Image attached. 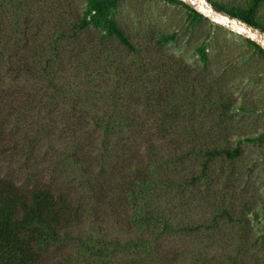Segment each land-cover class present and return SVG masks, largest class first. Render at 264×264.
Instances as JSON below:
<instances>
[{
  "label": "rangeland",
  "instance_id": "rangeland-1",
  "mask_svg": "<svg viewBox=\"0 0 264 264\" xmlns=\"http://www.w3.org/2000/svg\"><path fill=\"white\" fill-rule=\"evenodd\" d=\"M195 1L214 12L205 1ZM31 2L37 3V19L42 20L38 23L43 36L36 42L44 46L49 35L72 34L87 7L86 0ZM202 15L208 21L193 26L183 5L122 0L116 20L138 53L114 38H103L92 27L75 42L66 43L58 82L63 92L48 99L53 92L49 87L39 99H48L41 123L58 135L41 141L31 165L45 180L71 184L79 193L94 187L99 200L91 205L93 211L78 233L124 244L152 238L132 220L146 203L133 200L129 189L137 187L138 174L149 163L148 148L154 145L161 151L153 157L158 167L153 178L162 184L147 205L165 212L178 228L201 227L162 241L159 259L167 255L177 264H264V141L249 140L264 133V59L247 37ZM174 32L179 44L158 48L159 35ZM202 44L208 45L206 68L196 51ZM216 88L226 95L224 103L235 102L233 110L211 102L214 93L209 90ZM110 116L128 118L129 124L105 140L96 118ZM191 126L202 134L194 138L181 134ZM160 128L172 135L162 139L157 135ZM107 141L110 150L104 156ZM188 145L240 148L241 154L234 159L215 158L208 179L191 185V177L200 176L207 158L195 154L180 163L177 159ZM74 151H78V164L66 160ZM0 162L4 175L25 177L19 150L12 148ZM225 211L232 217L224 216ZM135 258L131 251L119 252L105 264H132Z\"/></svg>",
  "mask_w": 264,
  "mask_h": 264
},
{
  "label": "trees",
  "instance_id": "trees-1",
  "mask_svg": "<svg viewBox=\"0 0 264 264\" xmlns=\"http://www.w3.org/2000/svg\"><path fill=\"white\" fill-rule=\"evenodd\" d=\"M86 1L87 7L79 23L71 29L73 33L60 32L49 35L44 46L36 42V37L43 36L38 23L42 20L37 19V3H32L31 0H0V158L8 151H12V148L19 150L24 160L22 168L26 173L23 179L18 180L13 174L4 175L0 171V264H105L112 260L116 253L127 251L136 256L132 264H152L157 263V260L162 263L165 261L166 264H177V259H169L167 255L162 257L163 261L162 258L159 259L163 251L161 242L179 233L198 232L201 227L178 228L165 212L147 205L162 184L161 180L153 178V170L156 172L158 169L153 157L161 151L160 148L149 146L151 155L148 157V166L145 171L143 170L144 173L139 171L141 174H138L136 180L137 187L129 189V196L133 200H143L146 203L133 214L132 220L139 230L152 238L137 239L124 244L108 243L93 235L78 233L93 211L91 205L99 200L97 194L99 192L94 187H88L86 190L82 188L83 191L79 193V188L77 190L71 187V184L60 185L54 180H45L31 165L41 141L52 140L58 135L53 127L41 123L43 120L41 115L48 106H43V103L48 99H55L63 92L64 86H60L58 82L60 66L64 64L63 54L67 51L64 45L75 42L78 40L77 37L92 27L100 31L103 38H114L131 52L139 51L116 20V12L122 0ZM163 1L183 5L189 10L193 26L208 21L201 13L181 0ZM204 1L214 11L264 34V0ZM247 43L264 59V49L261 46L250 39H247ZM169 44H179L178 33L159 35L156 41L158 48H164ZM207 47V44H202L196 48L200 62L205 68L209 63ZM170 59L178 60L174 56ZM220 81L221 78L218 79V83ZM49 87L53 89L52 94L47 100H39L41 96L48 94ZM218 89L209 90L214 93V96L210 97L211 102L221 109L233 110L235 102L224 103L227 97ZM205 97L208 98L209 95L206 94ZM41 106L44 108L40 109ZM96 119L97 124H102L100 133L104 135L105 140L129 124L128 118L125 117L110 116L108 119L99 117ZM193 129L191 126L190 130L181 134L190 138L202 134ZM59 134L63 139L66 138L62 135L65 133ZM157 135L165 139L172 133L166 128H160ZM249 140L264 141V133ZM108 141L101 153L103 155L109 153L111 143ZM75 143L77 144L76 141ZM9 146L13 147L8 149ZM195 154L204 155L207 159L200 176L191 177V185L208 179L210 165L215 158L226 156L234 159L241 154V149H228L216 145L197 149L194 145H188L187 152L185 151L177 160L181 163ZM66 157V160L71 159L72 163L78 164L76 163L78 151ZM84 191L87 192L83 193ZM222 214L228 218L232 217L229 211ZM218 223L219 220L216 219L215 224ZM70 245L73 247L67 251Z\"/></svg>",
  "mask_w": 264,
  "mask_h": 264
},
{
  "label": "water",
  "instance_id": "water-1",
  "mask_svg": "<svg viewBox=\"0 0 264 264\" xmlns=\"http://www.w3.org/2000/svg\"><path fill=\"white\" fill-rule=\"evenodd\" d=\"M181 1L185 3L187 6L196 10L197 12L204 14L205 16L213 19L217 24L223 25L225 28L247 37L248 39L252 40L253 42H255L264 49V34H262L260 31L255 30L252 27H248L246 24L238 20H233V19L230 20L229 17L217 13L213 9L212 10L214 11V13H210V12L204 13L202 11V8L198 6V3L195 0H181ZM236 21H238L239 24H237Z\"/></svg>",
  "mask_w": 264,
  "mask_h": 264
},
{
  "label": "bare ground",
  "instance_id": "bare-ground-1",
  "mask_svg": "<svg viewBox=\"0 0 264 264\" xmlns=\"http://www.w3.org/2000/svg\"><path fill=\"white\" fill-rule=\"evenodd\" d=\"M199 6V5H198ZM200 7V6H199ZM202 8V7H201ZM202 11L204 12V13H207V12H210V11H206V10H204V8H202ZM210 13H214V12H210ZM236 23L237 24H239L237 21H236Z\"/></svg>",
  "mask_w": 264,
  "mask_h": 264
}]
</instances>
